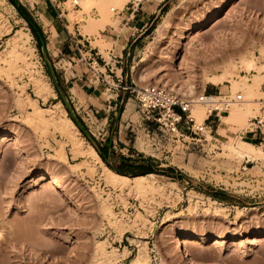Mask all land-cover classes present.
<instances>
[{
  "label": "rangeland",
  "instance_id": "obj_1",
  "mask_svg": "<svg viewBox=\"0 0 264 264\" xmlns=\"http://www.w3.org/2000/svg\"><path fill=\"white\" fill-rule=\"evenodd\" d=\"M52 1L59 9L54 8L50 0H15V3L41 27L54 77L44 59L41 42L21 11L9 0H0V21L4 20L9 29L0 32V59L9 60L14 34H30L29 40L23 43L29 66L17 62L19 69L14 71L0 63L11 76L0 71V138L16 137V140L0 141V264H92L95 244L99 241H104L107 251L116 248L119 254L128 245V257L110 264H132L139 251L138 243L129 239V246L123 240L125 237L146 241L147 264H192L182 258L174 243L184 230L196 237L207 236L205 242L193 239L182 245V252L186 249L195 264H264V160L249 162L248 158L231 155L227 150L228 144L241 142L239 133L255 128V123L261 120L260 115L249 117L243 124L233 121L223 127L222 118L228 110H217L213 116L218 114L219 118H213L217 122L211 129L208 122L213 116L198 123L189 110L192 122L184 117L180 128L184 135L180 136L155 121L137 98L138 91L150 86L163 87L186 101L210 95V84L204 76L221 74L225 69L234 79L239 75L251 79L256 72H247L241 65V58L264 63L260 52L264 49V0H169L159 6L160 0H152L144 6L149 10L158 7V11L151 15L149 24L141 31L136 30L138 16L134 19L132 13H127L117 17L107 7L110 19L97 28L98 34L89 36L91 44L83 47L79 44L84 51L82 55H70L77 53L74 44L70 53H65L69 61L60 64H57V46L53 48L48 43L51 29L56 31L57 26H66L77 39L75 29L82 34L84 30V23L77 20L79 13L88 19L101 17V11L97 6L84 5L78 11L64 0ZM124 7L115 9L121 11ZM171 10L174 15L169 28L161 36L156 35V27ZM53 11L55 13L50 15L54 21L49 22L47 12ZM110 28L121 35L116 46L109 38ZM129 35L132 36L122 58L110 56V51L117 55ZM90 48L97 50L89 53ZM98 51L103 58L94 54ZM117 59L120 63L116 65L122 68V74L111 66ZM105 62L110 63L113 72L105 70ZM232 62L235 67L229 66ZM71 63L87 77L84 82L96 85L105 93L98 95L102 101H85L73 90L72 102L67 89L59 82V75H66L64 66L73 69ZM86 69L88 71L84 72ZM34 76L48 81L56 97L49 96L46 100L38 97L31 80ZM181 85H193L195 94L190 97L171 91ZM231 85L230 81L219 85L216 95L228 97ZM261 91L264 94V81ZM61 95L106 155L105 161L99 154L108 167L122 166L130 176L164 175L168 182L167 192L171 194L166 198L149 195L148 201L130 193L119 195L105 187L98 176H91L87 166L94 165V161L83 157L73 160L70 146H66V153L69 164L74 167L57 168L50 159L63 138L52 126L28 121L31 107L28 98L36 99L43 108H51L60 101L66 109ZM106 98L110 102H104ZM260 99V111L263 109L264 113V96ZM105 105L111 106L107 112L109 121H103L107 113L100 110ZM95 110L100 113L95 114ZM193 123L206 126L202 134L192 132ZM80 133L92 145L85 134ZM254 146L264 149V145ZM47 171L63 176L76 201L69 202L67 196L48 181H39L38 176ZM189 191L201 194L203 203L188 208ZM176 193L181 195L179 199ZM206 197L217 201L215 208L209 211L203 207ZM103 199L109 202L123 225L117 226L107 219L109 217H103L100 209ZM214 209H218V213ZM137 212L147 221H139L137 227L131 229ZM168 219L171 221L166 222Z\"/></svg>",
  "mask_w": 264,
  "mask_h": 264
},
{
  "label": "bare ground",
  "instance_id": "obj_2",
  "mask_svg": "<svg viewBox=\"0 0 264 264\" xmlns=\"http://www.w3.org/2000/svg\"><path fill=\"white\" fill-rule=\"evenodd\" d=\"M127 2L128 0H91L89 3L84 4V6L89 7L97 6L101 11V17H87L88 19H84L82 12L79 13L78 16L80 19L77 18V20H80L84 23V30L82 31L83 34L87 36L93 35L97 32V28L100 25L105 22H108L110 18L109 12L107 11V7H109L110 11H112L116 10L115 8L118 9L126 5ZM65 4H68V2H65ZM11 7L13 6L11 5ZM78 11H81V9H78ZM172 11L173 10L169 11L165 15L162 22L158 25V27H156V35L161 36L162 34H164L165 31H167L174 15H172ZM3 21H0V32H6L9 30L6 26L7 24ZM46 24L48 23L46 22ZM51 30L52 35L48 38V43L50 47L54 48L56 46L55 37L57 35V32L54 29ZM98 33L99 32H97V34ZM18 34L19 35L14 34L12 36V48L8 52L9 60L0 59V63L2 65L7 66L10 70L13 69L14 71L19 69V67H17V62H23L24 65L26 64L27 66H29L27 64V55H25L23 51L25 50V45H23V43L25 44V42L29 40L30 34L28 32H18ZM29 51L30 53H32L31 50ZM260 52L264 56V49H262ZM241 65L247 72L250 70H255L256 74H253L251 79L244 75H239L236 79H234L232 78V74L230 76V73L225 69L224 72L221 74H206L204 76L206 83L212 84L214 86L223 85L225 82L230 81L232 84L230 86V95L228 97H223L220 95H200L197 99L194 98V100L190 99V101H186L187 109L190 110L192 114H194V116L192 115L195 118L194 121H197L198 123H203L208 118L212 110L227 109L228 113L225 114V116H223L222 118L223 127H225L231 122L233 123V121H237L235 123L238 124H243L249 117L255 115H260V121L261 123H264V113H261L260 111V103L262 102L260 97L264 96L263 92L261 91V83L264 81V63L259 62L255 59L243 57L241 58ZM229 66L235 67L233 62ZM0 71L2 73L3 71L5 73L7 72V75H9L10 73L9 70H4V67L1 68V66ZM118 72H120V70H118ZM31 80L35 86V92L38 97L44 100H46L49 96L56 97V92L53 86L48 81L42 79V77L35 78V76L32 77ZM171 91H178L180 94L190 97L195 94L193 85L184 87L183 85H181V88L177 89L176 87H174L171 89ZM239 92H242L243 94ZM239 96L244 97L245 100H239ZM201 98H203V100H201ZM28 100L31 106L29 107L28 111V121L36 122V124L38 123L40 126H52L53 129L58 132L63 138V141L59 142L58 148L55 149V153L51 155L50 159L53 164L56 165L57 168L63 169L67 167V165H69L70 167H74L73 164H69L68 156L66 153V146H70V153L72 155V159L77 160L78 158L83 157L94 161V165H86L90 171L91 176H98V178L103 182V185L105 187H110L114 191L118 192L119 195H122V193H130L136 198H141L144 201H148L147 197L149 195L154 196L155 194H157L166 198V196H169V194H171V192L169 194L167 192L166 186L168 182L166 176L164 175L148 173L143 175L141 174L136 176H128L117 173L113 169L108 167L103 162L96 149L89 142H87L85 138L81 136L80 130L73 122V120L68 116L66 109L60 101L56 102L51 108H43L36 103V99L31 97L28 98ZM11 138L12 140H16V137L13 135V137L1 136L0 141H8ZM18 143L21 145L20 141ZM227 150L231 152V155L233 154L239 156L240 158H248L249 162L264 160V149L256 147L252 144L235 141L227 145ZM97 165H99V167ZM99 168L101 169L99 170ZM38 177L39 181H48L49 185L55 186L56 189L60 191V193L67 196L69 202L76 201V197H74V194L70 193L62 175L60 176L57 174H52L50 171H47ZM175 195L178 199L181 197L179 193H176ZM98 197L102 199L100 195ZM206 199L207 203L203 204L205 210L209 211L211 210V207L217 205L216 200L211 199L210 197H206ZM187 200L188 208H196L198 207L199 203H203L202 195L198 194V192L189 191ZM108 203L109 202H107V200L105 199L100 202V209L102 211L101 213L103 217H109L107 219H109L110 222L114 221L117 226L123 225L121 224V219L117 218V215H115ZM214 211L217 212L218 209L217 211L214 209ZM135 217L136 218L134 220L132 219L133 221L131 222L130 226L131 229L137 227V223L139 221H141V223L147 221L146 217L140 215V212H137V215ZM168 221L171 220L168 219L166 222ZM122 229L125 230L126 227H122ZM124 230H122V232ZM126 231H130V229H127ZM122 234H124V232ZM220 237L221 236L215 239V243H218V239H220ZM193 239L198 240V242H205L207 241V236H205V234H200L196 237L195 234H193L192 232L184 230V233L181 236H178L174 243L176 244V247L180 250L182 258L187 259L192 264H195V262H193V260L190 258V255L187 253L186 249L184 250V252H182V245L189 243V241ZM130 241L138 243L139 247L137 255L132 259V264H147L149 256L147 255L146 241H137L135 238H130ZM114 249V251L112 250L109 252L106 249L104 241L96 242L93 257L91 258V263L110 264L111 262L117 261L119 258H126L130 254L129 249L126 246L123 247V251L121 252V254H119L118 249Z\"/></svg>",
  "mask_w": 264,
  "mask_h": 264
},
{
  "label": "crops",
  "instance_id": "obj_3",
  "mask_svg": "<svg viewBox=\"0 0 264 264\" xmlns=\"http://www.w3.org/2000/svg\"><path fill=\"white\" fill-rule=\"evenodd\" d=\"M165 1V4L169 1V0H160V2L158 3V6L161 4V2H164ZM164 4V5H165ZM47 6V5H46ZM142 10L143 12L142 13H139L137 14V16L139 17V19L137 21H135V23L137 24V29L136 30H139L141 31L142 29H144L148 24H149V21H150V17L151 15L154 16V14L158 11V7L155 8V10H149L148 8H146L145 6L142 7ZM147 11H149L150 13H146ZM52 13V15L55 13V11L53 12H47V15L49 17H47V19L51 21H54V17L52 15H50ZM147 14V15H146ZM59 17V15H58ZM60 18V17H59ZM136 18V17H135ZM134 18V19H135ZM55 27V26H54ZM56 32H57V35L55 37L56 39V46H57V51L59 52L57 54V57L59 58L58 60V63L57 64H60L61 62L65 61H69L67 58H66V54H68V52L70 51V49L72 47H74V44L76 46V50H77V53H70V55H74L75 57H78V55H82V53L84 52L83 50H81L79 48V44H81V46L83 47L84 45H88V44H91V41H90V37L85 35V34H82L81 32L79 33H76V29H75V33L74 34H77L78 38L76 39L74 35L71 34V32L69 31V29L66 27V26H60V27H56ZM108 33L110 34L109 38L112 39L113 41V46H116V44L119 43L120 41V36L121 35H118L115 33L114 30H112V28H110V30L108 31ZM52 35V33L50 32V36ZM49 36V37H50ZM130 36L132 35H129L126 39V44H124L123 46H121L120 48V51L117 53V55H115L114 53H111V51L109 52L110 56H117L118 58H122V56L125 54V49H126V45H127V41L128 39L130 38ZM48 37V38H49ZM116 39V40H115ZM93 50H97L96 48H90L89 50V53L90 51H93ZM64 52V53H63ZM86 54H88V52H86ZM94 54L96 56H100L101 58H103V56L101 55V53L98 51V52H94ZM93 53L91 55H94ZM64 56L65 58H62L61 57ZM112 57L110 58L111 60ZM80 61V60H79ZM105 61V60H104ZM120 61L117 59L114 61L113 64H111V66H114L117 68V71L120 70L121 74L123 73V70L122 68H118L116 64H119ZM71 66L72 63H71ZM105 70L107 72H113L112 69H110V63H107L105 62ZM56 70L57 67H55ZM64 69L65 70V76H62V75H59V82H60V85L62 88H66L67 89V94L69 95L70 99H72L73 97H71V94L72 91L74 90L76 92V95L80 98H83L85 101H89L91 102V100L93 101H102L101 99H98V95L99 97L100 96H103V94L105 93H101L98 89V87L96 85H92L91 83L88 84L86 82H84V79L87 78L85 77L82 73H80V71L78 72L79 69L76 68V66H73V69L72 67L70 68H67V66H64ZM88 70H84V72H87ZM63 72V71H61ZM110 77V75H109ZM66 78V81H63L64 79ZM117 80L118 77L116 76ZM68 84L67 87H65V84ZM93 84H96L93 83ZM98 90V93L96 92ZM109 91V89H108ZM220 91V88L218 86H214V85H211L210 84V87L208 89V92L210 95H216L218 92ZM107 95V94H106ZM114 100V99H113ZM72 102H73V99H72ZM104 102H110L109 101V98H106L104 99ZM114 102V101H113ZM105 107H108V109H106ZM104 108H101L100 110H102V112L104 113H107L109 112L111 106H106L105 105ZM100 110H95V114H99L100 113ZM263 109H261V113H262ZM213 116V114H212ZM209 117V116H208ZM215 116H213L211 119H209V128H214L215 126H213L217 120L213 119ZM95 119H97V117H95ZM110 119V114L107 113L106 117L103 118V121H109ZM257 119V118H255ZM98 120V119H97ZM220 120V119H219ZM264 125L263 123L261 124H256L255 123V128L253 129H250V130H245V131H242L241 133H239V139L241 142H246V143H249V144H252V145H260V146H263L264 145V129H263ZM129 237H125L123 238L124 241H126L129 246H130V243H129ZM126 247L128 248V245H126Z\"/></svg>",
  "mask_w": 264,
  "mask_h": 264
},
{
  "label": "built area",
  "instance_id": "obj_4",
  "mask_svg": "<svg viewBox=\"0 0 264 264\" xmlns=\"http://www.w3.org/2000/svg\"><path fill=\"white\" fill-rule=\"evenodd\" d=\"M64 1L69 2L74 9H81L84 4L89 3L91 0ZM151 1L152 0H128L123 10L118 11L116 9L112 10V12L117 17L120 15L121 17H124L127 13L131 12L132 18H135L137 14L143 12L142 7ZM50 2L54 8L59 9L52 0H50ZM59 17L61 18L60 14ZM137 98L141 107L147 113L151 114L155 121L166 126L167 130L171 133H178L180 136H183L184 134H182V130L180 129L182 120L185 117L192 122V119H190V116L188 115L189 110L187 109L186 100H181L180 97L172 94L163 87L150 86L141 89L137 92ZM238 99L240 100L241 96H239ZM201 100H203V98H201ZM213 112H217V110H212L208 119L212 117ZM215 116L217 117L218 114ZM258 124H261L260 120H258ZM205 128V125L196 126L195 123L192 124V132L195 135L202 134Z\"/></svg>",
  "mask_w": 264,
  "mask_h": 264
},
{
  "label": "water",
  "instance_id": "obj_5",
  "mask_svg": "<svg viewBox=\"0 0 264 264\" xmlns=\"http://www.w3.org/2000/svg\"><path fill=\"white\" fill-rule=\"evenodd\" d=\"M41 50L44 56V59L46 61V63L49 65L50 68V63L48 60V53H47V47H46V43L44 40L41 39ZM50 73L51 75L54 77V73L53 70L50 68ZM61 100L63 101L67 111L70 114L71 119L73 120V122L76 124V126L79 128L80 131H82L85 136L89 139V141L92 143V145L94 146V148L96 149V151L98 152V154L101 153L99 146L97 145L96 141L93 139V137L83 128V126L81 125V123L79 122L78 118L76 117V115L74 114L73 109L71 108L68 100L65 98V96L61 95Z\"/></svg>",
  "mask_w": 264,
  "mask_h": 264
},
{
  "label": "trees",
  "instance_id": "obj_6",
  "mask_svg": "<svg viewBox=\"0 0 264 264\" xmlns=\"http://www.w3.org/2000/svg\"><path fill=\"white\" fill-rule=\"evenodd\" d=\"M11 3H13L15 5V7L21 11V14L22 16L27 20V22L29 23V27L31 28V30L35 33V35L38 37V39L40 40L41 42V39L44 40V35H43V32H42V29L39 25H37L32 18H30L28 15H26L24 13V11H22L21 7L20 6H17L16 3H15V0H9ZM58 92V90H57ZM59 93V92H58ZM209 94V93H208ZM101 153V157L106 161V155L103 153L102 149H100ZM113 169L115 172L117 173H120V174H123V175H129V172L127 170L124 169V167H119V168H111ZM137 175H141V174H137ZM136 176V175H134Z\"/></svg>",
  "mask_w": 264,
  "mask_h": 264
}]
</instances>
